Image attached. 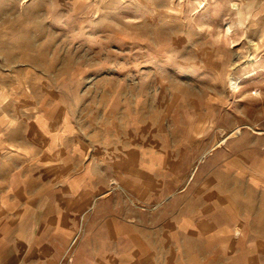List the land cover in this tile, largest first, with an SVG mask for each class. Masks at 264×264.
<instances>
[{"label": "rangeland", "instance_id": "obj_1", "mask_svg": "<svg viewBox=\"0 0 264 264\" xmlns=\"http://www.w3.org/2000/svg\"><path fill=\"white\" fill-rule=\"evenodd\" d=\"M255 145L264 148V0H0V205L22 199V186L24 202L70 199L84 226L81 209L103 198L84 197L87 180L115 194L121 219L152 210L140 217L156 242L179 203H132L128 150L161 149L191 168L219 146L235 156ZM208 247L197 263L225 264L208 262Z\"/></svg>", "mask_w": 264, "mask_h": 264}, {"label": "crops", "instance_id": "obj_2", "mask_svg": "<svg viewBox=\"0 0 264 264\" xmlns=\"http://www.w3.org/2000/svg\"><path fill=\"white\" fill-rule=\"evenodd\" d=\"M220 149L200 154L191 168L168 161L161 149L144 150L138 158L135 148L127 151L126 166L122 164L127 177L121 181L132 203L155 206L157 211L168 196L179 203L175 220L160 225L156 242L140 217L153 211L129 208L127 220L121 219L113 204L115 194L106 193L105 185L94 187L86 180L81 189L85 198L97 194L94 191L103 197L93 208L81 209L89 221L84 226L83 216L80 224L73 222L70 199L45 201L33 192L24 202L32 191L21 186L16 195L22 199L0 205V264H62L66 255H72V264H198L196 250L201 245L209 246L208 262L264 264V148L248 146L235 156ZM153 154L158 157L150 158ZM115 167L120 166L112 167L119 180ZM69 180L58 189L67 197ZM78 228L82 232L77 236ZM190 246L196 247L195 253L186 251Z\"/></svg>", "mask_w": 264, "mask_h": 264}]
</instances>
